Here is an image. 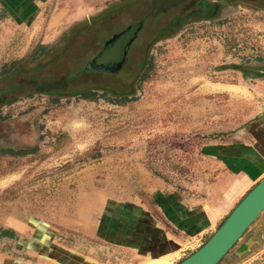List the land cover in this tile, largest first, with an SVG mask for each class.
<instances>
[{"label": "rangeland", "instance_id": "1", "mask_svg": "<svg viewBox=\"0 0 264 264\" xmlns=\"http://www.w3.org/2000/svg\"><path fill=\"white\" fill-rule=\"evenodd\" d=\"M10 2L9 13L0 7V69L36 46L67 50L41 70L43 84L75 60L78 70L126 26L142 27L117 71L75 82L94 100L35 94L36 81L19 76L18 98L0 99V148L25 151L0 153V232L12 236L0 238V264H56L58 251L112 264V244L126 241L137 251L116 258L136 264L156 195H201L212 179L202 145L259 117L264 0ZM81 4L98 11L75 13ZM88 19L93 30L71 38L70 28ZM234 248L217 264L233 261Z\"/></svg>", "mask_w": 264, "mask_h": 264}, {"label": "crops", "instance_id": "2", "mask_svg": "<svg viewBox=\"0 0 264 264\" xmlns=\"http://www.w3.org/2000/svg\"><path fill=\"white\" fill-rule=\"evenodd\" d=\"M10 3V0H0V7L9 13ZM83 4L75 13L98 11L94 6ZM201 151L204 160L211 165V183L205 186L201 195L187 197L175 190L156 195L152 209L155 217L151 218L150 227L141 233V237L147 238V245L141 250L136 264H152L165 259L171 264L179 257L187 256L189 252L185 255V251H191L193 243L199 240L205 242L237 202L264 177V95L258 118L234 134L207 141ZM98 206L96 202L93 211L86 215L94 214ZM244 233V240L237 244L238 240L231 253L233 261L224 264H264V210ZM248 240L251 244L246 250ZM126 242L112 244V264H119L117 254L132 255L137 251L136 246ZM244 250L243 255L235 256L236 252ZM55 253H58L56 264H101V261L94 262L95 259L84 255L70 260L68 255L63 257L59 251ZM234 258L242 259L234 261Z\"/></svg>", "mask_w": 264, "mask_h": 264}, {"label": "water", "instance_id": "3", "mask_svg": "<svg viewBox=\"0 0 264 264\" xmlns=\"http://www.w3.org/2000/svg\"><path fill=\"white\" fill-rule=\"evenodd\" d=\"M141 27L142 24L138 22L113 34L103 43L100 51L85 64L84 70L117 71ZM263 210L264 177L247 191L201 246L176 264H217ZM250 244V240L245 243L246 250ZM244 253L245 250L236 252L235 256L240 257Z\"/></svg>", "mask_w": 264, "mask_h": 264}, {"label": "trees", "instance_id": "4", "mask_svg": "<svg viewBox=\"0 0 264 264\" xmlns=\"http://www.w3.org/2000/svg\"><path fill=\"white\" fill-rule=\"evenodd\" d=\"M93 27H94L93 19H88L79 24L73 25L72 28H70L69 30L70 36L71 38H74L79 36L82 32L88 33L91 30H93ZM65 51L67 50L66 49L58 50L55 44L46 45V46H41V45L36 46L24 58H21L17 62L1 68L0 83H5L6 87L0 90V99L6 98L5 104H10L18 98V95L21 94V91L19 85L14 81L19 76L22 77L23 80L25 79L30 80L29 82L31 83L36 81V83H34V86L38 88L41 87L42 85H46L45 90L38 88L34 89L33 93L35 94H46L55 97V100L61 97H72V96L75 98H81V99L90 98L91 100H94L95 95L92 89H89L85 85L83 86L75 85V82L83 78L88 73L91 72L97 73L98 71L96 70L86 71L84 70L85 65L80 67L78 70H74V71L71 70L73 65L77 64V61L79 60L73 61L68 69V72L59 78H56L54 75L47 74L48 80H46V83L44 82L45 84H43L41 78L39 77V73L45 67H50L53 69L58 64L62 63L64 61ZM33 93L31 92L29 93V95ZM11 152L22 154L25 151L19 150L14 152L7 148H0V153H11ZM4 237L11 238L12 236L8 235L4 231H1L0 238H4Z\"/></svg>", "mask_w": 264, "mask_h": 264}, {"label": "bare ground", "instance_id": "5", "mask_svg": "<svg viewBox=\"0 0 264 264\" xmlns=\"http://www.w3.org/2000/svg\"><path fill=\"white\" fill-rule=\"evenodd\" d=\"M166 260V259H165ZM165 260L162 261H158V262H154L152 264H167V262Z\"/></svg>", "mask_w": 264, "mask_h": 264}]
</instances>
